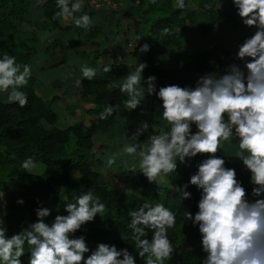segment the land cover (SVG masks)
<instances>
[{
    "label": "clouds",
    "instance_id": "obj_1",
    "mask_svg": "<svg viewBox=\"0 0 264 264\" xmlns=\"http://www.w3.org/2000/svg\"><path fill=\"white\" fill-rule=\"evenodd\" d=\"M149 3L155 4L156 0ZM231 3L243 25L255 29L238 46L236 58L242 61V67L233 63L223 74L205 73L194 86L169 84L157 90L155 76L143 77L146 62L138 63L134 71L113 87L126 94L125 110L129 112L155 95L161 101L159 119L166 122L167 128L156 131L154 124L141 121L131 136L126 135L122 152L107 156V167L112 168L117 157H133L135 164L131 171L135 174L138 168L149 183L160 187L169 184V174L177 173L178 162L185 164L198 155L205 157L197 163V171L188 183L173 185L182 199L191 198L187 191L189 184L200 191L198 211L195 214L185 211V217L198 226L200 244L206 254L202 264H264V198H260L264 196V0H231ZM57 7L59 11L54 18H71L76 27L85 30L93 26L87 13L74 15L82 10L83 0H57ZM175 7L184 10L185 0H175ZM163 33L170 34V29L164 28ZM149 50L147 43L139 48L141 53ZM111 71V64L103 67V72ZM81 73L89 81L97 76L96 69L87 65L81 67ZM31 74V65H20L7 53L0 56V92L7 93L9 103L17 102L21 108L27 106V95L21 89L28 84ZM142 80L147 96L141 87ZM76 86H82V80H76ZM117 107L105 106L99 119H108ZM150 127L152 133L141 141L140 137ZM233 141L238 142L234 157L250 173L252 200L237 179L236 169L226 167V160L217 155L222 143L231 146ZM36 163L30 156L22 161L21 167L27 172ZM121 163L129 167L127 160ZM105 207L99 196L88 191L75 202L64 204L67 215L57 214L51 222H46V218L52 210L37 208L36 222L9 236L5 205L0 197V264H23L21 258L26 254V245L28 264H136V256L145 264H165L172 258L175 248L168 230L175 227L176 213L163 203L153 205L147 201L128 212L136 255L127 247L118 249L103 242L90 250L85 235L76 233L98 214L101 216ZM146 230H151L150 238Z\"/></svg>",
    "mask_w": 264,
    "mask_h": 264
},
{
    "label": "trees",
    "instance_id": "obj_2",
    "mask_svg": "<svg viewBox=\"0 0 264 264\" xmlns=\"http://www.w3.org/2000/svg\"><path fill=\"white\" fill-rule=\"evenodd\" d=\"M145 1H127L136 4L139 10L138 16L142 18L139 20L133 18L135 33L140 34L141 31L138 30L141 25L149 34L147 41L141 40L125 57L134 58L135 66L126 61L99 64L100 49L76 54L82 63H88L100 71L98 77L92 81L85 78L82 80V86L78 87L81 102L88 104L84 108L85 116L94 120L93 124L74 121L64 126L56 125L57 113L52 103L59 97L44 99L39 95L34 89L33 72L28 84L21 89L27 95V106L21 108L17 102L9 103L0 96V156L2 157L0 195L6 203L5 225L9 230V236L36 222L37 208H50L52 214L46 218V222H51L57 214L67 215L64 204L75 202L81 194L92 191L105 204V211L101 214L102 217L98 214L93 222L86 224L76 233L77 236L85 235L90 250H94L97 243L103 242L114 244L118 249L127 247L133 255H136L137 250L131 239L132 230L128 227L131 220L128 212L147 201L153 205L163 203L176 213L175 227L168 230L175 252L165 264H202L206 254L202 251L198 226H193L185 217V211L193 214L198 211L200 191L189 184L187 191L191 193V198L182 199L173 185L188 183L191 175L197 171V163L205 157L198 155L185 164L178 162L177 173L168 175L167 185L158 187L155 183L147 182L143 177L141 178L143 185L139 192L128 193L110 187L103 173L95 168L94 163H102L99 152L106 150L108 145L101 143L96 146L92 137L95 133H107L116 123L114 114L106 120H101L99 113L109 104L121 107L125 105L126 94H122L118 87H113V84L134 71L138 63L146 62L147 68L143 77L147 79L149 76H155L157 90L160 86L169 84H177L181 87L194 86L195 81L205 73L223 74L227 66L233 63L242 67V61L221 46L208 47L201 52L191 54L187 61L179 66L169 68L158 66V59L162 54L184 45V33L187 30L197 32L201 37H207L214 28L220 30L221 26L237 27L239 16L231 0H223L222 7L218 11L220 0H185L184 10L175 7V0H156L155 4L149 3L146 7ZM31 6L33 4L30 0H0V56L4 53L14 56L20 65H30L32 57L42 52L54 51L56 48L67 53L68 50L83 45L86 40L95 38L104 30V24L107 28V24L111 25L110 29L108 28L109 32L121 33L124 36L118 27L120 14L123 13L122 8L112 12L94 11L88 8L90 11L87 14L96 22L86 32L85 40L80 39L84 30L75 27L78 36L72 41L54 39L41 49L40 44L45 37L38 32L39 25L30 23L26 18ZM39 8L44 17L43 28L48 30L74 28L71 25H61L62 18H54L55 13L59 11L57 0H44ZM79 14L81 12L74 15ZM164 28H169L170 34L165 35ZM145 43L150 45V50L141 53L139 48ZM65 61L62 59L50 66H57ZM108 64H111L112 71L105 73L103 67ZM141 87L145 88L147 96L143 80ZM157 103L161 105V101L155 95L149 96L145 100V109L153 112ZM217 155L226 160V167L236 169L237 179L242 182L251 200L250 173L243 169L237 160L220 152ZM30 156L34 157L37 163L43 164L44 168L40 173L32 170L25 172L26 170L21 167L22 161ZM128 165L127 168H130V164ZM1 167H6L8 171L1 174ZM127 168L123 166L128 177L135 175ZM18 200H23L24 203L19 204ZM146 231L150 238L151 230ZM27 252L26 245V254L21 258L23 264H28ZM90 254V252L86 253L85 258ZM136 264H145V262L136 256Z\"/></svg>",
    "mask_w": 264,
    "mask_h": 264
},
{
    "label": "crops",
    "instance_id": "obj_3",
    "mask_svg": "<svg viewBox=\"0 0 264 264\" xmlns=\"http://www.w3.org/2000/svg\"><path fill=\"white\" fill-rule=\"evenodd\" d=\"M127 1L128 0H122L121 4L125 6ZM37 5L31 6L29 8V12L26 15V18L32 24L37 23L39 25V30H40L41 28H43L42 22L44 20V17L40 12L39 6ZM123 17H124L123 13L120 14V19H122ZM93 22H96V20L93 19ZM61 25L63 26L71 25L72 27H74V23L72 19L70 23H63L61 20ZM220 30H218L217 28L212 29L207 37H201L197 32L187 30L184 33L185 43L182 47L191 46L193 49L195 50L199 49L198 52H201L208 47L221 46L236 55V53L238 52V46L244 41L246 37H250L255 32L254 28L245 27L240 18H239V25L237 27L227 28L226 26H221ZM103 31L105 32V30ZM42 33H43L42 36L44 35L43 37H45V39L43 40V42H41V46L48 45L54 39H60L64 42H68L76 38L74 35H71L70 31L63 33L60 32L59 35L55 33L51 37H49L50 32L42 30ZM113 33L111 34L109 33V35H105L106 38H111L114 41L115 38L113 36L111 37ZM96 38L97 37L92 38L90 40H86L83 45H78L76 48L68 50L66 54L67 55L71 54V57L69 56L68 60H66L67 62L61 63L59 64V66L53 67L47 64L44 55H41V59L34 56L30 60L32 72L35 77V82H34L35 91L39 95H41L44 99H50L53 96L59 97L52 103V107L57 113V121L59 117H63L65 115L69 117L72 122L83 121L87 125L94 123V120H92L91 118L89 119L85 116L84 108L87 107L88 104L81 102L79 90L78 87L76 86V80L84 79L81 73V67L84 65H87L89 67L92 66H90L88 63H79L78 56L76 54L82 51L90 52V51L98 50L99 48L97 46ZM80 39L85 40L86 38L80 37ZM119 43L120 40L117 42V47L112 51H109L112 53V55L109 56L108 58H105V54H106L104 53L105 51H101L99 61L100 60L106 61L107 59V62H116L114 60L115 56L116 59L120 57L123 60H126V58H124L123 56L125 57L128 56L129 48L127 47V50H123L124 48L120 47ZM119 47L120 49H118ZM40 60H43V62L45 61V63H43L42 61L41 63ZM71 60H74L79 65H77L72 69L68 68L69 64L67 63H70ZM96 71H97L96 77H98L100 75V71L99 69H96ZM45 72L49 75V79L46 78L47 76L45 75ZM122 80L123 79L115 82L113 85H119L122 82ZM0 96L4 101H8L7 93L0 92ZM142 109L144 110L143 114L138 115L137 113ZM161 112L162 109L160 108V105L158 103L156 104L155 110L153 112L147 111L145 109V101L142 102L140 107H138L136 110L131 112L125 110V105L123 107L118 106L114 113L116 123L108 130L107 133H95L93 135L92 139L96 146L101 143L108 145V148L106 150L99 152V157L101 158L102 163L100 164L94 163L95 168L101 171L102 173L108 171L117 178H123L121 182L115 179L116 182L110 187H115L125 191L123 188L124 183H126L125 189H127L128 184H130L125 181L127 178L130 181L132 180V184L134 185L135 190L136 189L140 190L142 188L143 184L141 178H143L144 176L142 174H139L138 168L136 169L135 175L131 177H128L123 170L124 165L121 163V161L127 160L128 164H130V168L127 169L130 170L131 167L135 164V160L133 157L130 156L117 157L116 164L113 165L112 168H108L107 156L113 153L122 152L123 146L127 143L126 135L131 136L132 133H134L137 130V127L139 126L141 121H147L150 126L154 124L156 131L160 130L161 128L166 129L167 125H164L165 127H163V120L159 119ZM154 116L156 117L155 120H154ZM57 121H56V125H57ZM151 133H152V128L150 127L148 132H145L140 137V140L143 141L147 139V136ZM237 151H238V142L233 141L231 146L226 143H222V150L220 151V153H223L237 160L241 165V167L245 169L242 164V161L234 157ZM145 180L147 181L146 178ZM134 189L132 188L131 190ZM131 190L127 189V191L129 192ZM260 198H264V196Z\"/></svg>",
    "mask_w": 264,
    "mask_h": 264
},
{
    "label": "rangeland",
    "instance_id": "obj_4",
    "mask_svg": "<svg viewBox=\"0 0 264 264\" xmlns=\"http://www.w3.org/2000/svg\"><path fill=\"white\" fill-rule=\"evenodd\" d=\"M43 1L44 0H39V2H38V0H30L31 4H33V6H35L37 4H38L37 6H39L40 4L43 3ZM148 4H149V0H146L144 2V6L146 7ZM122 10H123L124 17L119 20L118 27H119V31H122L124 33V36L121 33L109 32V29H110V26H111L109 24H107L109 29L107 28L106 24H104V26H105L104 27L105 32L103 31V32L99 33L96 36L97 37L96 38L97 46L100 49L99 52L105 51L104 52V53H106L105 54V58H108L109 56L112 55V53L109 52V51H112L113 49H115L117 47V42L119 40H120V43H119L120 44V47H123L124 48L123 50H127V47H128L129 48L128 50L131 51V50L134 49L135 45L139 44V42L141 40L147 41L148 38H149V34L146 31V28L143 27V26H141V25L139 26L140 29L138 30V31H141L140 34L137 35L135 33V24H134L133 18H135L136 20L142 19V18H140L138 16L139 15V12H138L139 10H138L136 4H132V2H128V3L126 2L125 6L124 5L122 6ZM89 11L90 10L86 6L84 7V5H83L82 10L80 11L81 14L75 15V16L76 17H79V16H81V15H83L85 13H88ZM121 14H122V12H121ZM93 19L94 18L92 17V20ZM61 20H62L63 23H70L71 22V18H69L68 20H65V19L62 18ZM107 23H109L108 20H107ZM75 27L76 26L74 25V28H71L69 30H61V29L48 30L46 28H41L38 32L42 35L43 34L42 33V30H45L47 32H50L49 33L50 34L49 37H51L55 33L57 35H59L60 32L63 33V32L70 31L71 35H74L75 37H77L78 35H77V31L75 30ZM80 29L84 30V32H82V34L80 35V37L81 38L82 37L85 38L87 36V33L86 32L88 30H85L84 28H80ZM109 33L110 34L113 33L111 35V37L113 36L115 38L114 41L111 38H106L105 35H109ZM127 43H131L132 45L131 46H128ZM40 46H41V44H40ZM44 47L45 46H41V49H44ZM120 47L118 49H120ZM198 51H199V49L198 50H195L191 46L181 47L179 49H176V48L170 49V50H168L167 52H165L164 54H162L159 57V59H158V66L161 67V68H169V67L179 66V65L183 64L184 62H186L187 59L189 58V56L191 54L196 53ZM41 55H44L45 61L49 65H51V64H53L55 62L61 61L62 59L68 60V58H69V55H67L66 53H63L62 51H60L59 48H56L54 51L39 53V55L36 56V57H38V58L41 59ZM120 56H122V55H120ZM114 60L116 62L126 61V62L131 63L134 66L136 65V60L134 58H127L126 60H123L120 57L116 59V56H115V59ZM41 61L43 62V60H40V62ZM45 61L43 63H45ZM65 62H67V61H65ZM78 62L79 63H82L81 60H79V58H78ZM104 62H107V59H106V61L100 60L99 61V64H102ZM67 64H69V67L68 68H71V69L74 68V67H76L77 65H79L74 60H71L70 63H67ZM57 66H59V65H57ZM53 67H56V66H53ZM45 75L47 76L46 78L49 79V75L46 72H45ZM143 112H144V110H143ZM141 113H142V110H140L137 114L138 115H141ZM70 123H72V121L70 120L69 117H67L65 115L63 117H59V119L57 121V125L58 126H64V125L70 124ZM164 125H167L165 121H163V127H165ZM0 150H1V147H0ZM1 158L2 157L0 156V165L2 163L1 162L2 161ZM43 168H44V166H43L42 163H36V167H34L32 169H29V170L36 171V172L40 173ZM7 171H8V169L6 167H1V174L6 173ZM103 176H104V179L106 180V182H107V184L109 186L113 185L116 182V180H119L120 182H121V180H123V178H117V177L113 176V174L109 173L108 171L105 172V173L103 172ZM125 181L127 183H130V184H128L127 189H130V190L132 188L134 189V185L132 184V180L130 181V180H128L126 178ZM123 188H124V190L126 192L127 191V189H125L126 188V183H124ZM133 191H134V193H138L139 192V190H137V189L136 190L135 189L134 190H131L130 192L127 191V192L128 193H131ZM0 197H1V195H0ZM251 200H252V196H251ZM3 203L5 205V209L4 210L6 211V203H5L4 200H3Z\"/></svg>",
    "mask_w": 264,
    "mask_h": 264
},
{
    "label": "built area",
    "instance_id": "obj_5",
    "mask_svg": "<svg viewBox=\"0 0 264 264\" xmlns=\"http://www.w3.org/2000/svg\"><path fill=\"white\" fill-rule=\"evenodd\" d=\"M83 5L94 11H117L122 8L121 1L116 0H83ZM128 43V46H131ZM125 58V56H123ZM193 131H195V126H193Z\"/></svg>",
    "mask_w": 264,
    "mask_h": 264
}]
</instances>
